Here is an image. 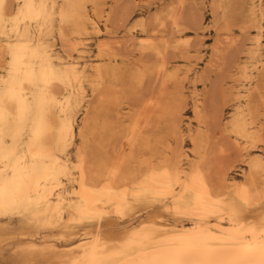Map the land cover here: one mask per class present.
<instances>
[{
  "label": "bare ground",
  "instance_id": "1",
  "mask_svg": "<svg viewBox=\"0 0 264 264\" xmlns=\"http://www.w3.org/2000/svg\"><path fill=\"white\" fill-rule=\"evenodd\" d=\"M162 1L152 26L124 30H137L134 62L110 40L83 64L91 34L125 25L133 0H0V254L31 241L11 264H264V0ZM199 2L209 75L235 55L220 87L196 75L192 130L175 85L193 68L165 57L187 58L181 21ZM52 235L62 242H32Z\"/></svg>",
  "mask_w": 264,
  "mask_h": 264
},
{
  "label": "rangeland",
  "instance_id": "2",
  "mask_svg": "<svg viewBox=\"0 0 264 264\" xmlns=\"http://www.w3.org/2000/svg\"><path fill=\"white\" fill-rule=\"evenodd\" d=\"M141 1V2H140ZM153 0H133V2L131 3L132 4V6H130V9H129V21L125 24V25H121L120 23H117V21L116 20H111V21H114L115 22V24L116 25H121L122 26V28L119 26H117V28L115 27L116 25H114V23L113 24H111V28H110V22L111 21H109V24L107 23V26H108V33H109V31L111 30V29H117V30H112V33H111V31H110V33L108 34L107 32H104L105 31V29L103 28V26L100 24L99 25V29H100V31H101V33H99V34H91V36H90V38L87 40V45H86V47H85V49H84V52L80 55V60H82L83 61V64L85 63V64H90L91 63V61H92V58H93V55H94V52H95V47H96V44H98V42L100 41V42H102V41H105V42H107V43H110V44H112V43H114V44H112V45H114V47L116 48V46H117V44L119 43V46L117 47L118 49H120V53H122V54H124V55H126L125 57L128 59V60H131L132 62H134V58H135V54L133 53V51H131V48H132V43L134 42V41H136V39H134V38H132L133 36H136L137 35V30L136 29H132V33L130 32L129 34L128 33H126L124 30H126L127 28H128V26L129 27H131V26H133L138 20H144L145 21V23H148L147 24V26L149 25V26H152L151 25V21H152V16L155 14V12H159L160 10H161V6H162V8H163V1L162 0H155V2H152ZM140 2V3H139ZM144 2V4H148V6L147 5H142V3ZM191 2V1H190ZM134 3V4H133ZM137 3V4H136ZM151 3V4H150ZM155 3V4H154ZM188 3H189V1H188ZM205 3H206V5H205ZM108 4H109V2H108ZM150 4V5H149ZM192 4H194V3H190V4H187L186 3V5H187V8H185L184 10L186 11V13L187 14H184L183 15V19H182V21H181V23H182V25H183V27H185L184 29L187 31V33H186V31L184 32V36H183V39H186V40H188L189 41V45L187 46V48H184V49H182L180 52H183L182 54L184 55V56H186L187 58L185 59V60H183V59H178L180 56L179 55H181L179 52H176V53H171L170 51H169V53L167 54V56L165 57L166 59H165V61H167V66L171 69V70H175V69H178V70H180V75L181 76H183V74H184V70H185V68H186V66L188 65L189 67H191V68H193V71L192 72H190V73H188V74H186V81L184 80V81H181L182 83L183 82H185V83H181V82H179V83H177L176 85H175V88L176 89H181L182 87V91L184 92V94H185V97H186V100H187V103H186V107H185V124H188V123H190V128L193 130L194 129V122H193V120H192V114H191V112H190V107H191V100H190V97H191V95H192V93L194 92V91H201L202 92V90H204V88H205V86H206V89L205 90H209L211 87H209L210 85L208 84L209 83V81H210V83H212L213 85H214V87H215V85H219L218 83H221L222 84V82L223 83H225V77H226V75H224L223 73H225V72H228V71H226V70H228L229 69V67H230V63H232V62H229V61H231V60H233L232 59V56L233 55H235V54H232V56L231 57H229V58H231L230 60H229V58H227V61L226 62H228L229 64H226V68H225V66L223 67V68H225V72L224 71H221V72H219V73H212L211 72V76L209 75L210 74V71H209V69L210 68H208L207 67V59H209L210 57H209V54H210V50H209V46L211 45V47L213 46L212 44H214V38H215V35L213 34L214 32L213 31H211V30H208V29H206V28H208V25H209V20H210V15L208 14L209 12V10H208V4H207V2H199V3H197V4H195V6L193 5L192 6ZM138 5H139V7H138ZM189 5V6H188ZM134 6H135V8H134ZM143 6H145V7H143ZM150 6V7H149ZM156 6H160L159 7V9H158V7H156ZM186 7V6H185ZM192 7V8H191ZM199 7H201V8H199ZM133 8V9H132ZM195 8H196V10H195ZM199 8V9H198ZM203 8V9H202ZM207 8V9H206ZM201 9V10H200ZM148 10V11H147ZM198 10V11H197ZM143 11V12H142ZM205 11V12H204ZM147 12H148V14H147ZM152 12V13H151ZM184 12V11H183ZM190 12V13H189ZM193 12H194V14H193ZM131 13V14H130ZM143 13V14H142ZM185 13V12H184ZM199 13V14H198ZM201 13V14H200ZM207 13V14H206ZM145 14V15H144ZM188 14H192V16H196L194 19H195V22H196V27H197V30H196V27H194L195 25L194 24H192L193 25V27L195 28V30H194V28L192 27V26H189V25H191L190 24V21L192 20L189 16H188ZM204 14H206L205 16H204ZM143 16H144V19H143ZM188 16V17H187ZM199 16V17H198ZM204 17V18H203ZM197 18V19H196ZM186 21H185V20ZM189 19H191V20H189V22H187ZM147 20V21H146ZM192 22V21H191ZM192 23H194V22H192ZM203 24V25H201V27L202 28H204L202 31H200V30H198V27H199V24ZM113 25H114V27H113ZM204 26V27H203ZM207 26V27H206ZM113 31H116V32H113ZM118 31V32H117ZM135 31V32H134ZM195 31V32H194ZM121 32V33H120ZM193 32V33H192ZM203 32H204V34H203ZM114 33V36H112L111 34H113ZM116 33V34H115ZM125 33V34H124ZM195 33V34H194ZM234 35H237L238 34V32L236 31V30H234ZM202 34V35H201ZM128 36V37H127ZM185 37V38H184ZM248 36H245V37H243V38H241L240 40H242L241 42H243V40L244 39H246ZM120 39H122V41H120ZM198 39V40H197ZM203 39V40H202ZM97 40V41H96ZM110 40H111V42H110ZM124 40H125V44L126 45H124V47H122L123 45L122 44H124L123 42H124ZM129 40V41H128ZM132 40V41H131ZM199 40H200V42H199ZM201 40H202V42H201ZM56 41V42H55ZM116 41H117V44H116ZM191 41H194V43H192ZM51 42L53 43V50L55 51V52H57L59 55H61L62 57H65L66 56V52H65V47H63V45H62V43L60 42V44H59V41L58 40H56V38H53V39H51ZM129 42V43H128ZM245 43H247V42H245ZM192 44V45H191ZM195 44H197V45H195ZM131 45V46H130ZM206 47H205V46ZM198 47V48H196V47ZM208 46V47H207ZM127 48V49H124V48ZM189 47V48H188ZM195 47V48H194ZM117 48H116V50H117ZM186 49V50H185ZM195 49V50H194ZM196 49H198V50H196ZM211 49V48H210ZM123 50V51H122ZM194 50V51H193ZM207 50V51H206ZM206 51V52H205ZM124 52V53H123ZM125 52H127V53H125ZM186 52V53H185ZM133 53V54H132ZM129 54V55H128ZM132 54V55H131ZM171 54V55H170ZM200 54V55H199ZM173 55V56H172ZM189 55V56H188ZM208 55V56H207ZM75 56V55H74ZM144 56H147V57H144ZM172 56V57H171ZM174 56H175V58H174ZM177 56H178V58H177ZM192 56V57H191ZM198 56H200L199 58H197ZM153 56H151V55H143V56H141L140 57V59H141V61H143L144 63H150V64H152V63H154V61L155 60H151V59H155L154 57L152 58ZM169 57V58H168ZM170 57L172 58V60L170 59ZM190 57V58H189ZM194 57V58H193ZM130 58V59H129ZM144 60H143V59ZM192 58V59H191ZM201 58H202V60H201ZM207 58V59H206ZM168 59H170L171 61H169ZM198 59V60H197ZM206 59V60H205ZM148 60H150V61H148ZM188 60V61H187ZM194 60V61H193ZM147 61V62H146ZM197 63H196V62ZM205 61V63H203ZM169 62V63H168ZM184 62V63H183ZM186 62V63H185ZM147 63V64H148ZM196 63V64H195ZM192 64V65H191ZM204 64H205V66H204ZM178 65H179V68H178ZM197 65V66H196ZM228 66V67H227ZM207 68H208V70H207ZM183 69V70H182ZM194 69H195V72H194ZM203 70H204V72H205V74L207 75V76H210V77H207V76H204L205 74H204V72H203ZM224 70V69H223ZM230 70V69H229ZM197 71H198V73H197ZM201 71H202V73H201ZM207 71V72H206ZM221 73V74H220ZM201 75L202 74V76L205 78V79H208V81L207 82H205V86L204 85H201V84H193V82H194V80H195V77H196V75ZM213 74L215 75V76H213ZM185 75V74H184ZM220 75V76H219ZM222 76V77H221ZM155 77H154V75H152V76H150V78L147 80V82H149V85H148V83L146 82V84L148 85H146L147 87H150V88H148L146 91H154V89H157V90H159V88H160V85H159V80L157 81L156 80V83H155V79H154ZM193 78V79H192ZM209 78H210V80H209ZM151 80H153V81H151ZM216 80H217V83H216ZM188 81H191V82H188ZM212 81V82H211ZM155 83V84H153V86H154V88H153V86H152V83ZM215 82V83H214ZM186 83H187V87H185L186 86ZM226 83L227 84H230L231 83V81H229L228 79L226 80ZM178 84H182V85H179V86H177ZM212 84H211V86H212ZM221 84H220V86H221ZM209 85V86H208ZM182 86V87H181ZM202 86H204V87H202ZM220 86H218V87H220ZM192 87V88H191ZM195 87V88H194ZM209 87V88H208ZM218 87H216V88H218ZM186 88V89H185ZM151 89H153V90H151ZM205 90L203 91V93L205 92ZM145 94L146 93H143V97L145 96ZM189 94V95H188ZM204 95H205V93H204ZM142 98V97H141ZM186 126V125H185ZM185 134H187V132L185 133ZM188 135V134H187ZM187 135H185V139H184V143H183V146H184V150L186 151V152H190V144H189V142H188V138H187ZM117 143H118V141H116V145H117ZM264 148L261 150V151H258V152H256V153H254V155H258L260 158H262L263 160H264ZM231 154V153H230ZM234 155L233 154H231V157H233ZM229 164V163H228ZM235 164V163H234ZM230 165V164H229ZM232 165V164H231ZM239 165V167L237 168V171L235 172V174H236V179L239 181V180H242L243 179V176H242V170L244 169V166L242 165V164H238ZM53 237V238H52ZM46 238V239H45ZM41 239V240H40ZM44 239V240H43ZM29 242H31V241H23V242H20V243H13V244H6V245H4V247H3V250H2V252H1V254H0V264H11V262H13V261H15V259H16V257H17V254L18 253H16L15 254V252H19V250H21V249H23V248H25V246L27 245V244H29ZM33 243H35V244H37V245H39V246H45V245H48L49 243H55V242H62V241H60V240H58L56 237H54L53 235L52 236H48V237H38V238H36L35 240H33L32 241ZM22 247V248H21ZM16 250H18V251H16ZM11 255V256H10ZM4 256H5V258H4ZM9 256V257H8ZM14 257V258H13ZM13 258V259H12ZM5 260V262H4V260ZM11 259V260H10ZM2 260H3V262H2ZM9 261V262H8ZM11 261V262H10ZM37 263H40V264H43V262L42 261H37V262H35L34 264H37Z\"/></svg>",
  "mask_w": 264,
  "mask_h": 264
}]
</instances>
